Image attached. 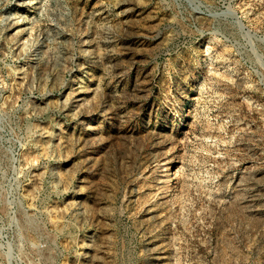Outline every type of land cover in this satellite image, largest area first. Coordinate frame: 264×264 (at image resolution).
I'll return each mask as SVG.
<instances>
[{
  "label": "rangeland",
  "instance_id": "374dc122",
  "mask_svg": "<svg viewBox=\"0 0 264 264\" xmlns=\"http://www.w3.org/2000/svg\"><path fill=\"white\" fill-rule=\"evenodd\" d=\"M0 264H264V0H0Z\"/></svg>",
  "mask_w": 264,
  "mask_h": 264
},
{
  "label": "bare ground",
  "instance_id": "6f19581e",
  "mask_svg": "<svg viewBox=\"0 0 264 264\" xmlns=\"http://www.w3.org/2000/svg\"><path fill=\"white\" fill-rule=\"evenodd\" d=\"M169 187H170V184H169Z\"/></svg>",
  "mask_w": 264,
  "mask_h": 264
}]
</instances>
